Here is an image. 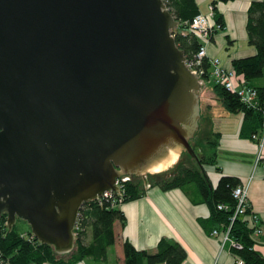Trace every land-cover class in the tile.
<instances>
[{
	"label": "water",
	"instance_id": "1",
	"mask_svg": "<svg viewBox=\"0 0 264 264\" xmlns=\"http://www.w3.org/2000/svg\"><path fill=\"white\" fill-rule=\"evenodd\" d=\"M177 26L164 0H0L9 228L21 217L40 242L69 253L83 202L116 196L118 177L166 169L181 150L196 157L202 79Z\"/></svg>",
	"mask_w": 264,
	"mask_h": 264
},
{
	"label": "trees",
	"instance_id": "2",
	"mask_svg": "<svg viewBox=\"0 0 264 264\" xmlns=\"http://www.w3.org/2000/svg\"><path fill=\"white\" fill-rule=\"evenodd\" d=\"M164 1L178 20V26L173 31L177 45L184 51L185 58H194L199 48V40L192 32L182 31L186 29L191 18L200 12L198 3L196 0ZM213 12L218 28L222 29L224 27L222 14L214 6ZM246 31L247 41L256 48V52L253 55L233 58L232 68L243 76L245 86L255 89L254 100L251 103H244L236 92L216 82H213L212 88L227 110H241L244 113V121L250 117L254 119L253 133H256V129L262 127L264 117V0L250 1L247 8ZM200 67L203 70V78L208 79L210 65L206 58ZM201 119L202 117L199 121ZM211 143H214V138L207 135L204 142L207 151L205 155L199 154L191 146L196 153L195 166L185 165L178 168L176 165L177 168H173L172 165L171 170L168 169L169 174L165 173L163 176L162 171L157 172L156 175L162 177L151 185H158L163 189L180 187L193 202L206 203L210 212L209 219L217 224L214 227H218L220 224L226 225L230 222L236 203L232 189L240 180L234 175L221 174L215 185L211 183L205 169V165L213 164L215 161L214 153L209 146ZM143 193L144 190H140L135 180L131 179L124 184L120 200L116 199L114 203L111 199H103L102 202L95 199L83 202L76 222V247L67 257L57 256L54 247L40 242L30 229L24 234L17 223L9 228L6 213L3 212L0 216V259L5 264L45 262L77 264L88 257L96 261H106L107 249L116 240L114 222L118 220L121 226L125 222L124 213L118 207L119 202L137 198ZM219 203L227 204L228 208H217ZM230 234L242 244L241 249L234 250L243 258V264H264V257L253 247L252 229L242 220L241 215L233 219ZM122 247L124 258L118 264H181L187 256L186 249L181 243L164 236L158 240L155 250L137 249L128 239L123 240Z\"/></svg>",
	"mask_w": 264,
	"mask_h": 264
},
{
	"label": "crops",
	"instance_id": "3",
	"mask_svg": "<svg viewBox=\"0 0 264 264\" xmlns=\"http://www.w3.org/2000/svg\"><path fill=\"white\" fill-rule=\"evenodd\" d=\"M212 1L196 0L200 12L206 13L212 4L223 16L224 27L213 29L207 53L217 56L224 67L232 68L233 58L256 52L247 41L246 31L251 0ZM210 22L216 23L214 18ZM200 112L202 118L208 116L206 129L214 138L209 146L215 161L205 166L207 174L213 185L221 174L234 175L240 183L248 184L250 208L258 213L262 227L254 237L253 247L264 257V165L256 160L257 144L252 138L254 119L244 121L241 110H227L212 88L200 93ZM260 129L259 126L256 133ZM118 207L124 213L125 222L123 226L118 220L114 222L116 240L107 249V260L88 257L77 264H118L124 258L123 240L128 239L137 249L155 250L163 236L178 241L186 249L187 256L181 264H234L230 242L222 243L210 234L217 224L209 219L207 204L193 202L180 187L163 189L148 185L141 196L122 201ZM113 247H116L114 251Z\"/></svg>",
	"mask_w": 264,
	"mask_h": 264
},
{
	"label": "built area",
	"instance_id": "4",
	"mask_svg": "<svg viewBox=\"0 0 264 264\" xmlns=\"http://www.w3.org/2000/svg\"><path fill=\"white\" fill-rule=\"evenodd\" d=\"M213 14V6L211 4L209 5V10L206 13L198 12L196 15H194L188 22L186 29L182 31L183 33H188V31L192 32L199 40V48L195 54V57L192 59L185 58V63L192 72H194L199 77H201L202 80H204L202 75L203 70L200 65L202 64L203 59L206 58L210 65L209 76L212 77L216 83L223 85L230 91L236 92L242 102L251 103L256 96L255 89L245 86L243 76L241 74L236 73L233 68H225L224 65L220 63L217 56H209L207 53L209 36L214 26H218L216 23L212 24L210 22V20L214 18ZM173 31L172 34H174ZM252 138L256 139L257 144L256 160L258 161V163L264 165V123L262 124L259 132L252 134ZM129 178V175H122L117 178V195L119 197L117 195L115 196L112 190H106L101 195H98L95 200L102 202L103 199H111L113 200V203L116 199L120 200V195L124 189V184L129 180ZM247 188V183H239L238 185L233 187L232 196L236 200V203L234 212L230 216V222L226 225L220 224L218 227H214L210 231V234L214 237H217L220 242L224 243L227 240L230 242L234 264H243V258L234 250L241 249L242 244L238 240L233 238L230 234L231 223L233 222V219H235V216L241 215L242 220H244L246 222V225L252 229L253 239L262 231V227L259 223L258 213L254 212L250 208ZM217 208L226 209L228 208V206L225 203H219L217 204ZM76 229L77 225L75 223V231ZM0 263L5 264L1 259Z\"/></svg>",
	"mask_w": 264,
	"mask_h": 264
},
{
	"label": "rangeland",
	"instance_id": "5",
	"mask_svg": "<svg viewBox=\"0 0 264 264\" xmlns=\"http://www.w3.org/2000/svg\"><path fill=\"white\" fill-rule=\"evenodd\" d=\"M201 7H204V6H201ZM213 82H215V81L213 80L212 77H208V79H204L202 81V86H201L200 90L198 91L199 96H200V93L205 92L208 88H212ZM203 110L205 112L206 108ZM200 118H201V114H200ZM200 118H199V120H200ZM207 118H208V116L202 118L203 121L198 120V124H199L198 129L195 131L194 137L189 139V143L191 144V146L194 148V150L198 151V153L201 155H205V153L207 152L205 147H204V142H205L206 136L208 135V130L206 128H208L207 126H208L209 122H208ZM172 165L174 166L173 168H177L176 165H178V168H181V167H184L185 165H189V166L194 165L195 166L196 162H195V158L188 151L181 150L179 155L176 157V159L171 163V165L169 167H167L166 169L160 170L164 173L163 176L166 174H169V171L171 170L170 167ZM205 166H207V165H205ZM168 169H170V170L168 171ZM160 171L145 172L144 174H141V175H129L130 176L129 180H131V179L135 180L139 189L144 190L146 186L151 185V184H155L156 180H160L162 175L161 176L156 175V173L160 172ZM119 204H120V202H119ZM14 223H17L18 227L22 229V233H24V234L27 233V231L30 229V225L28 224V222L21 217H17L16 221ZM30 231H31V229H30ZM75 247H76V240L74 243L73 250L75 249ZM115 248L113 247V251L115 250ZM71 252L65 253L62 255L57 254V256L67 257ZM112 256H114V254L112 255V250H111V257ZM44 264H50V263L45 262Z\"/></svg>",
	"mask_w": 264,
	"mask_h": 264
}]
</instances>
